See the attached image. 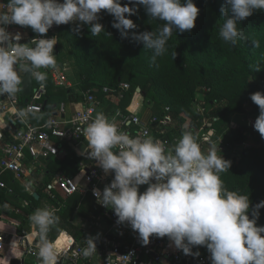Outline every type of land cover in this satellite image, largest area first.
<instances>
[{"label": "clouds", "instance_id": "9594fccd", "mask_svg": "<svg viewBox=\"0 0 264 264\" xmlns=\"http://www.w3.org/2000/svg\"><path fill=\"white\" fill-rule=\"evenodd\" d=\"M128 5H133L129 7ZM142 5L152 20L165 23L157 31L137 34L131 39L151 50V62L167 52L166 44L175 30L180 33L195 27L199 9L193 0H8L0 3V96L14 97L21 91V72L35 77L43 87L47 73L40 69H55L54 46L57 37L34 38L30 44H20L19 33L6 30L7 25L30 27L44 35L55 24L66 25L73 21L91 25L93 36L104 32L98 23V13L105 10L114 17L112 27L122 38H129V30L137 25L126 18L137 13ZM264 10V0H224L221 8L223 24L219 36L225 43L236 46L248 37L238 27V22ZM77 24L73 29L81 31ZM254 49L260 48L259 40H251ZM176 53L174 54V57ZM260 71V65H249ZM250 99L259 106V116L254 129L264 138V93L256 92ZM20 119L29 115L26 110L17 113ZM209 132V136L213 135ZM90 152L89 158L98 161L105 173L114 172V179L101 192L93 189L97 203L114 211L117 223L130 224L138 232L143 245L153 235L168 237L176 249L185 255L199 256L192 252L194 246H206L211 253V264H264V226L257 227L259 209L264 201L255 205L249 219L250 200L245 194L224 187L220 174L231 167L213 144L202 152L196 137L185 131L179 141L167 151L151 136L133 138L120 131L102 112L83 130ZM115 150V151H114ZM220 153V152H219ZM154 180L155 183H150ZM148 185L139 193V186ZM37 229L36 245L40 264H58L62 247L60 240H50L49 232L57 226L60 217L55 210L38 208L29 217ZM98 237H89L81 254L88 258L96 251ZM132 253L123 258L131 260Z\"/></svg>", "mask_w": 264, "mask_h": 264}, {"label": "trees", "instance_id": "16d2710c", "mask_svg": "<svg viewBox=\"0 0 264 264\" xmlns=\"http://www.w3.org/2000/svg\"><path fill=\"white\" fill-rule=\"evenodd\" d=\"M127 2L128 0H121V6ZM193 3L199 9L195 27L183 33L175 30L166 44L167 52L158 57L155 63L151 62L153 52L145 49L142 43L133 41L131 34L157 31L165 22L152 20L142 5H137L135 15H126V18L137 25L136 29L129 30V38H122L119 31L112 27L114 17L101 10L97 22L103 25L104 32L93 36L90 32L91 25L83 23L80 24L82 27L79 34L73 31L77 24L59 27L56 34L58 45L53 52L57 53L59 62L64 64L65 60L71 65L78 89L92 90L98 95L103 87L112 88L120 82L128 83L133 92L140 89L145 97L150 98L155 114L167 108L170 116L178 120L180 125L185 121L180 115L185 114L191 116L192 125L198 127L201 116L195 115L193 109L201 98L199 102H202V107L211 108L205 115L214 130L213 139L220 137L223 140L220 153L217 154L231 162L229 170L221 173L220 178L228 190L238 191L249 197L248 214L249 219H252L251 213L255 210V205L264 201V138L255 129L250 130L242 125L231 126L229 118L233 113H243L247 105L251 107L250 112L260 114L259 106L250 97L256 92L264 93V10H256L252 16L238 22V27L248 40L232 46L219 36L224 20L221 12L224 0H193ZM251 40H259L260 48L254 49ZM256 64L260 65V71H253L249 67ZM54 96L75 99L69 91L55 89L47 78L43 94L35 99L36 103L44 107L43 112L40 115L32 114L31 123L42 124L49 118V113L56 105L51 103ZM130 97L131 95L129 99ZM6 129L7 127H2L1 134L9 142V132ZM179 133L180 130L175 131L176 135ZM171 137L168 136L169 139ZM247 142L249 146L245 147ZM76 161L74 158L57 164L47 162L46 173L60 172L63 176H70ZM8 183L18 192L10 197H2L1 194L4 204L0 202V213L15 218L18 225L12 227L0 223V226L4 227H1L2 230L20 234L31 212L40 207L38 204L44 200L45 195L43 189L37 190L38 199H35L20 190L17 183ZM21 199L28 200L33 206L23 208L24 215L14 216L8 209L1 210L6 204H15L21 209ZM62 201L59 198L58 202L53 201L51 204L57 207ZM76 201L77 197L68 200L62 209L55 212L60 221L49 232L50 240H55L62 232L72 235L76 240L86 235L69 221ZM256 226H264V208L259 209Z\"/></svg>", "mask_w": 264, "mask_h": 264}, {"label": "built area", "instance_id": "2783aa9c", "mask_svg": "<svg viewBox=\"0 0 264 264\" xmlns=\"http://www.w3.org/2000/svg\"><path fill=\"white\" fill-rule=\"evenodd\" d=\"M57 2L60 3L59 0ZM0 3L4 2L0 1ZM75 22L79 21L69 24H75ZM62 26L66 25L54 24L48 31L51 36L39 39L57 37L58 28ZM5 27L13 35L24 32L23 27L19 25ZM26 38L27 41L21 39L18 43L22 44L26 41V44H30L32 36L26 35ZM57 45L58 43L54 46L55 49ZM63 65L57 61L55 69H40V71L47 73V78L55 89L69 91L75 99L54 105L49 118L42 124H33L30 121L32 114L40 115L44 108L42 104L35 102L39 94H43L44 86L42 87L34 76L31 77V102H23L21 91L11 98H8L7 94L0 96V113H6L9 117L2 125L3 127L12 126V130L8 131L9 142L0 144V202L2 197L13 195L8 181L18 185L23 183L22 188L29 195L43 189L45 198L40 202V208H49L55 212L62 209L68 200L77 197L69 221L86 235L76 240L72 235L62 232L56 237L55 240L61 234L67 237V241L63 244L65 249L60 250L58 264H211V253L206 246H197L196 250L192 251L199 252L198 257L185 255L182 250L169 246V238L167 240L155 235L151 236L149 243L144 246L138 232L133 231L130 224L127 222L118 224L114 211L99 205L93 195V189L103 192L104 188L110 185L114 179V172L109 170L105 173L97 160L89 158L90 150L83 137L85 127L95 119L97 113L102 112L117 125L120 131L128 133L133 138L144 139L146 136H151L155 141H159L166 151L179 141L185 131H191L202 152H206L214 140V134L209 136V132L214 133V130L208 124L205 111L194 104L193 113L201 116L198 127L192 125L191 116L183 114L180 117L185 121L180 125L178 120L170 116L167 108L155 114L148 103H146L147 109H144L141 101L135 103L136 96L142 95L137 92V89L133 92L128 83L120 82L112 88L103 87L98 95L92 90L78 89V83L73 76L68 78ZM20 75L22 77L24 73L21 72ZM20 110H26L29 113L27 118L22 120L18 117L17 113ZM178 130L180 133L176 135L175 131ZM168 136H172L171 139ZM0 137L3 138V135L1 134ZM74 158L77 161L73 165L72 175L63 176L61 173L56 175L52 172V181L45 185L41 184V189H38L40 184L36 181L34 162L57 161L58 163ZM150 183L155 181L152 180ZM147 187L148 185L139 186V193L142 194ZM59 198L63 201L58 203L57 207L53 206L51 202H58ZM5 206L9 211L14 212L11 206L8 204ZM21 207L20 210H23L32 206L28 202L21 201ZM0 223H6L7 226L12 227L18 225L17 222L7 221V215L4 213H0ZM33 228L32 223L28 222L20 234L0 229V254L8 249H18L19 245L13 244V241L20 238L24 240L25 248L35 246L37 236L35 235L32 241L28 239ZM89 237H98L94 241L97 253L85 258L81 254V249L87 246L85 240ZM129 253H132L131 260L123 258Z\"/></svg>", "mask_w": 264, "mask_h": 264}, {"label": "rangeland", "instance_id": "374dc122", "mask_svg": "<svg viewBox=\"0 0 264 264\" xmlns=\"http://www.w3.org/2000/svg\"><path fill=\"white\" fill-rule=\"evenodd\" d=\"M82 23L75 22V24H82ZM66 25H68V24H66ZM23 29H24V32H20L19 34L21 35V37H23L22 39L23 40H26V41H27V38H26L25 33L27 35H31L32 36L31 39H34V38H38L39 39V38H44V37L47 38L48 36H51L50 32H47L44 35H40V34L35 33L30 27H23ZM61 51L63 52L64 49L61 50ZM54 55L56 56V60L58 61L57 53H54ZM63 61L65 62L63 66H64V70H65L66 75L68 76V78L69 77H72V67H71V65L68 64L67 61H65V60H63ZM52 93H54V92L52 91ZM197 97H198V95H197ZM200 97H202V96H200ZM33 100H34V97H33ZM139 101H141L142 106L144 107V109H147V104L146 103L148 101H150V102H148V104L150 105V107L153 105V104H150V103H152V101L150 100L149 97L147 98V97L140 96L139 99H138V102ZM199 101H201V98H199L198 102H196V104L198 105L199 109L204 110L205 112H207L208 110L211 109L210 107L203 108L202 107V102H199ZM66 102H67V99L66 98H59V97L54 96L51 99V103L56 104V105H58L60 103H66ZM250 109H251L250 105H247L245 107V111L243 113H233L230 116V118H229L230 125L231 126L242 125V126L248 127L250 130H253L254 129V123H255V121H256V119L258 118L259 115L256 114V113L250 112ZM183 115H185V114H183ZM8 118H9L8 117V114H6V113L5 114L4 113L1 114L0 113V123H1V119H5L7 121ZM1 127H3V125L2 126L0 125V133H1ZM5 142H6V139L0 137V144L2 143L1 145H3ZM248 142L245 144V147H248L249 146V143ZM213 144L219 150V151H217V153H219L220 152V146L223 144V140L221 141V138L220 137H216V139H214L212 141V144L210 145V147ZM210 147H208V150L210 149ZM46 164H48V163L47 162H41V161H36V162L33 163V167L36 170V174H37L36 180L39 183H41L42 185H45V184L49 183L50 180H51V177L45 173L46 172V170H45ZM52 164H57V161H52ZM8 186L13 191V194L15 193V195H16V193L18 192V190L15 187H13L11 184H9V183H8ZM20 190H22V189H20ZM1 202L4 204V198L1 199ZM3 204H2V206H4ZM30 205H32V204H30ZM38 205L41 206L40 203ZM9 206L12 207V209L14 211L12 213H13L14 216H22V215H24L23 211L20 210L18 208V206L16 207L15 204H13V205L10 204ZM4 207L5 208L4 209L1 208V210L2 211H4V210L7 211L8 208H6V206H4ZM7 221H11L13 223L17 222V220L15 218L11 217L10 215H7ZM29 222H30V220H29ZM1 227L4 228L3 226H0V229H1ZM64 235L65 234H61L57 240H61ZM62 249H63V246L61 247L60 250H62ZM37 253H38V249H37V247L35 245V246H33V247H31V248L28 249V252H27V255L26 256H22V257L25 258L27 264H37L38 261H39V258H38ZM17 255H18V253H17Z\"/></svg>", "mask_w": 264, "mask_h": 264}, {"label": "crops", "instance_id": "0c3cea01", "mask_svg": "<svg viewBox=\"0 0 264 264\" xmlns=\"http://www.w3.org/2000/svg\"><path fill=\"white\" fill-rule=\"evenodd\" d=\"M25 35H27L26 33H25ZM24 42H22V44H23ZM25 43H27L26 41H25ZM63 64V63H62ZM138 102V101H137ZM5 122V119H1V126H2V123H4ZM47 171V170H46ZM46 173V172H45ZM54 173V172H53ZM60 172H57V174L56 175H58ZM48 175V174H47ZM50 177H52V174H50L49 175ZM37 181V180H36ZM38 182V181H37ZM24 184H27V183H24ZM39 184H41V183H39ZM22 185H23V183L21 184H19V187L23 190V188H22ZM25 192V191H24ZM35 193H37V192H35ZM28 194V193H27ZM10 201H12V203L14 202L13 200H10ZM21 201H24V202H28L29 204H31L28 200H25V199H21ZM21 201H20V205H21ZM33 207V206H32ZM40 208V207H39ZM23 211V210H22ZM35 211V210H34ZM34 211L33 212H31V214L32 213H34ZM23 213H24V211H23ZM25 214V213H24ZM28 222H29V218H28ZM27 222V223H28ZM1 224H4V225H6V223H1ZM35 231H37V229L34 227L33 229H31V235L28 237V239L30 240V241H32V239L35 237ZM59 238V237H58ZM163 238H165V239H167L168 240V237H163ZM36 240H37V243H38V237L36 238ZM15 241H17V245H19V248L18 249H8V250H6V251H4V252H2L1 254H0V264H27V262H26V260H25V258H23L22 256H26L27 255V252H28V248H25L24 246H25V243H24V240L22 239V238H20L19 240H15ZM61 242H62V246H63V244L67 241V237H66V235H64L63 236V238L60 240ZM168 244H169V246L170 247H172V248H174L175 246H174V243L169 239V241H168ZM37 245V244H36ZM196 247L197 246H194L193 248H192V251H194V250H196ZM63 249H65V247L63 246ZM62 249V250H63ZM17 253H18V255H17ZM22 257V258H21ZM40 261H38V263H39ZM37 263V264H38ZM163 264H167V263H163Z\"/></svg>", "mask_w": 264, "mask_h": 264}, {"label": "water", "instance_id": "95a60500", "mask_svg": "<svg viewBox=\"0 0 264 264\" xmlns=\"http://www.w3.org/2000/svg\"><path fill=\"white\" fill-rule=\"evenodd\" d=\"M60 3H63V0H59ZM22 83H21V96L23 98V102L24 103H28L31 99V96H32V79L30 77V74H24L22 76ZM137 92L139 94H141L143 97H145V94L143 92H141L140 89H137ZM12 130V126L11 125H8L7 126V129L6 131H10ZM81 149H83V147H81ZM41 184L38 185V189H41ZM32 196L35 198V199H38V195L37 193H33Z\"/></svg>", "mask_w": 264, "mask_h": 264}, {"label": "bare ground", "instance_id": "6f19581e", "mask_svg": "<svg viewBox=\"0 0 264 264\" xmlns=\"http://www.w3.org/2000/svg\"><path fill=\"white\" fill-rule=\"evenodd\" d=\"M138 99H139V96L137 95L136 98H135V103L138 101ZM30 235H31V234H30ZM30 235H29V236H30ZM13 244H16V245H17V241H13Z\"/></svg>", "mask_w": 264, "mask_h": 264}]
</instances>
